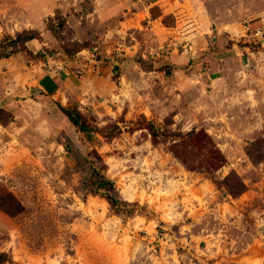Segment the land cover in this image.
<instances>
[{
	"label": "rangeland",
	"instance_id": "rangeland-1",
	"mask_svg": "<svg viewBox=\"0 0 264 264\" xmlns=\"http://www.w3.org/2000/svg\"><path fill=\"white\" fill-rule=\"evenodd\" d=\"M0 47V191L24 209L0 210L6 264H264V0H0ZM192 131L218 171L172 153Z\"/></svg>",
	"mask_w": 264,
	"mask_h": 264
},
{
	"label": "trees",
	"instance_id": "trees-1",
	"mask_svg": "<svg viewBox=\"0 0 264 264\" xmlns=\"http://www.w3.org/2000/svg\"><path fill=\"white\" fill-rule=\"evenodd\" d=\"M36 37L32 35L21 36L18 35L15 40L11 39V44L19 45L25 44L34 40ZM8 50L0 47V58L8 56ZM66 115L70 122L84 133H92V127L82 118L79 113L66 111ZM154 136H157L156 132ZM206 145V147H205ZM187 148H196L197 150H205L208 157V167L196 166L194 161L190 159ZM172 153L178 158L189 170H202L203 173L212 174V172L218 171L226 164V159L222 155L221 151L212 144L211 138L204 132L192 131L181 137L179 143H175L172 146ZM219 184V187L225 189V192L232 197H239L246 191V185L242 180L232 172L229 176L225 177ZM90 186L93 191L100 192L105 197L109 205L118 211H122L125 214H129V204L120 201L117 196V189L115 184L107 179L102 173V169L95 167L94 174ZM0 210L6 213L10 217H16L21 214L24 209L19 201L15 199L11 194H5L0 191ZM9 262V258L6 254L0 253V264H6Z\"/></svg>",
	"mask_w": 264,
	"mask_h": 264
}]
</instances>
